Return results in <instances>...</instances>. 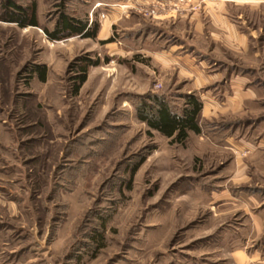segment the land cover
Returning a JSON list of instances; mask_svg holds the SVG:
<instances>
[{"label": "rangeland", "instance_id": "1", "mask_svg": "<svg viewBox=\"0 0 264 264\" xmlns=\"http://www.w3.org/2000/svg\"><path fill=\"white\" fill-rule=\"evenodd\" d=\"M60 1L15 0L35 3L37 27L0 20V264H220L221 254L202 248L238 216L218 208L210 220L207 185L247 186L231 182L242 162L249 176H264L263 154L259 164L248 161L247 152L225 142L227 134L258 139L264 113L236 117L256 121L243 128L201 116V134L190 133L183 144L148 135L133 101L148 84L162 87L154 63L140 53L113 63L90 38L49 40L42 27L53 28ZM80 5L64 0V11L99 25L103 15L88 17ZM256 15L248 14V25L264 53V7ZM84 55L101 61L88 67L74 95L70 64ZM35 65L46 66L45 81ZM177 88L171 90L182 93ZM141 158L127 188V168ZM187 187L201 190L180 191ZM94 232L103 234L101 247Z\"/></svg>", "mask_w": 264, "mask_h": 264}, {"label": "crops", "instance_id": "2", "mask_svg": "<svg viewBox=\"0 0 264 264\" xmlns=\"http://www.w3.org/2000/svg\"><path fill=\"white\" fill-rule=\"evenodd\" d=\"M80 2L88 17L93 13L103 15L93 40L108 61L114 63L119 57L140 53L145 63H154L162 76V87L154 90L148 84L142 93L171 91L175 86L183 94L196 92L202 101V118H230L226 123L229 128L250 127L256 123L254 119L236 117H258L264 113V53L261 46L253 44L256 32L248 25V14L260 12L264 0ZM152 8L157 9L154 15L147 13ZM77 37L80 38L72 36L67 40ZM110 37L111 42L100 43ZM260 38L264 42V30L260 31ZM259 57L261 60L256 62ZM140 76L143 80L149 78L146 74ZM260 126L263 134L258 139L235 140L233 134H227L225 142L236 151L247 152L248 161L256 158L259 164L261 154L264 155V124ZM242 165L239 167L242 172L234 173L231 182L241 180L247 186L239 188L230 184L216 189L203 182L208 184L204 188L210 197V220L217 217L218 208L238 216L237 222L227 221L220 227L224 234L220 231L219 237L218 232L208 236L202 248L208 246V255L221 254L220 264H264V176L254 179L244 171L246 163ZM200 190L197 187L180 189L182 193ZM217 200L221 202L219 205ZM183 254L188 255L190 251Z\"/></svg>", "mask_w": 264, "mask_h": 264}, {"label": "trees", "instance_id": "3", "mask_svg": "<svg viewBox=\"0 0 264 264\" xmlns=\"http://www.w3.org/2000/svg\"><path fill=\"white\" fill-rule=\"evenodd\" d=\"M58 16L55 20L52 29L42 27V30L49 40H62L72 36H79L80 38H95L98 30V23L92 21L90 24L87 19H78L64 11V0L59 3ZM0 20L14 23L19 27L39 26L36 5L31 2L27 5H20L15 0L0 1ZM112 37L100 41V43L111 42ZM99 62L88 55L78 56L70 64V69L74 71L70 78L72 81V94H77L79 88L86 80L87 70L89 66H95ZM33 70L40 81L46 80V66L35 65ZM137 100L133 101L135 108V116L147 126V134L151 135L152 131L170 138L172 142L183 144L189 133L200 134L202 130L201 110L202 101L198 93H175L174 91H156L148 92L137 96ZM181 100L178 104L176 101ZM115 127V126H111ZM94 142V141H93ZM85 145V143H83ZM80 145V149L85 148ZM69 153V151H67ZM67 153V155H69ZM141 158L137 163L129 165L127 168L129 179L127 181V188H130L132 178L143 162ZM105 222H102L104 228ZM95 243L96 247H101L103 234L97 232L90 237Z\"/></svg>", "mask_w": 264, "mask_h": 264}, {"label": "built area", "instance_id": "4", "mask_svg": "<svg viewBox=\"0 0 264 264\" xmlns=\"http://www.w3.org/2000/svg\"><path fill=\"white\" fill-rule=\"evenodd\" d=\"M148 12H149L148 14H151V15H154L155 14V10L154 9L149 10Z\"/></svg>", "mask_w": 264, "mask_h": 264}]
</instances>
